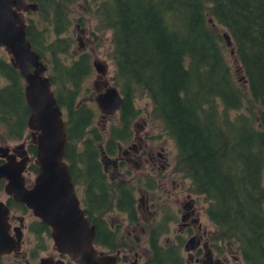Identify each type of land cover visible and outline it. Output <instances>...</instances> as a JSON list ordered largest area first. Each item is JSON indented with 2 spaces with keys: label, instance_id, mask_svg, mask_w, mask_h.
Returning <instances> with one entry per match:
<instances>
[{
  "label": "trees",
  "instance_id": "obj_1",
  "mask_svg": "<svg viewBox=\"0 0 264 264\" xmlns=\"http://www.w3.org/2000/svg\"><path fill=\"white\" fill-rule=\"evenodd\" d=\"M25 2L36 6L23 14L27 41L46 68L62 112L64 161L72 185L81 186L89 198L87 207L96 210L98 195L108 201L101 152L111 155L116 142L131 137L135 102L146 98L149 119L159 122L174 143L172 173L187 180V193L204 202L213 249L228 246L241 264H264V0ZM78 3L77 26L90 37L109 35L114 68L109 82L122 97L120 117L107 130L106 141L92 125L90 105L79 99L82 82L93 70L91 57L71 56V39L64 38ZM227 50L234 51L241 81L224 55ZM7 68L0 75L7 81L0 106L12 119L10 139L11 128L19 125V133L27 113L23 81ZM34 152L30 145L32 175L37 173ZM118 200L120 209L134 215L129 191L122 190ZM153 234L150 242L158 243L160 235Z\"/></svg>",
  "mask_w": 264,
  "mask_h": 264
},
{
  "label": "flooded vegetation",
  "instance_id": "obj_2",
  "mask_svg": "<svg viewBox=\"0 0 264 264\" xmlns=\"http://www.w3.org/2000/svg\"><path fill=\"white\" fill-rule=\"evenodd\" d=\"M0 51V75L1 71L8 70V66L16 71L11 65L12 60L10 55L6 53L3 47H0ZM0 79L4 81V84L0 86V89H2L7 84V81L1 76ZM23 89L24 81L22 84V99L27 114L24 117L19 133L17 131L19 125L16 128H11L13 136H10V139L8 138L7 126L9 125L8 122L12 119L10 118L8 121L5 109L2 105L0 106V139L4 137L6 140L7 138V142L5 144L0 142V146L7 148L9 154H13L16 159L28 154L27 149L30 145H33L30 136L32 132L26 128L28 109L25 104ZM120 110L116 113L118 118L120 117ZM118 118L115 120V125ZM134 127L135 124L132 122L131 137L125 141L116 142L111 155H107L103 151L101 152L100 162L103 165L102 170L107 177V184L110 185L109 203L101 195H98L99 198L94 203L96 210L93 211L92 207H87L89 198L85 195L83 188L73 185L84 218L94 228V238L97 240L98 238L95 236L100 237V240H98L100 244L98 241L95 242V239H93V243L95 242V244L92 243L97 253L99 255L114 256L115 264H150V262H152L151 264H210V259L211 264H241L239 256H231L228 247L224 246V249H220L219 251L213 249L214 245H211L208 240L206 241L208 233L205 230L201 232L202 234L198 233L200 225L198 224L197 214H195V205L188 194L185 196L188 199L187 202L182 204L183 215L179 217L180 224L177 229L183 231L188 227L190 229L191 227L193 229L196 228L194 235L192 234L189 237H197L199 246L186 251L184 243L189 237L184 241L179 236L175 238V242L171 241L170 243L165 241L159 243L160 237L165 233L161 231L160 227H163V223L161 222L167 216L160 221L158 226L149 228L155 221V217L153 216L154 211L151 210L154 206L150 204L149 206L141 207L143 211L141 215V212H138L137 209L142 199H138L137 201L133 199L131 184L134 182L137 185L136 192H144V187L141 186L142 180H146L151 185H154L162 176L168 180L171 179L173 182V179L179 177V174L172 173L173 164L170 168L168 163L165 162V150L161 146L156 148L151 146L153 139L150 136V131H147L149 129L147 122H143L142 126H139L140 129L135 132L133 130ZM26 131H28V134H25ZM104 137V141H106L107 133ZM19 141L21 143L16 144ZM2 163L3 160L0 159V165ZM129 172L134 174L130 175ZM163 173L167 175L165 176ZM30 174L27 165L26 171L22 175L26 188L31 187L36 176L33 174L34 176L31 177ZM4 183L3 180L0 181L2 192ZM79 190H82L81 198L78 197ZM122 190L131 193L133 208L135 209L134 215L128 214L127 208L120 209L118 195L120 196ZM0 202L8 208L6 220L9 229L8 235L13 241L16 240L17 236L19 237L18 248L14 252L11 251L10 253L0 255V264H74L66 256L61 257V255L56 253L49 238L48 227H43L42 223L39 220L37 221L27 209L16 207L17 205L23 206L22 204L12 202L11 198L6 195L5 199ZM147 230L149 236H147V244L143 248L140 247L138 239L135 236L136 233L139 235L145 234ZM187 232L191 234L189 229H187ZM153 233L160 235L158 243L152 244L150 242L151 237L154 235ZM45 239H49L51 251H55V254L53 253L55 258L53 255L49 256L46 254L48 250ZM208 239L210 240V235ZM155 248L160 249V251L156 252Z\"/></svg>",
  "mask_w": 264,
  "mask_h": 264
},
{
  "label": "water",
  "instance_id": "obj_3",
  "mask_svg": "<svg viewBox=\"0 0 264 264\" xmlns=\"http://www.w3.org/2000/svg\"><path fill=\"white\" fill-rule=\"evenodd\" d=\"M35 10L36 6L25 0H0V47L10 55L12 67L24 81L23 95L28 109L26 128L32 132L31 143L35 150L32 163L37 168L31 187L26 188L22 175L31 156L25 154L16 159L7 148L0 146L3 193L48 227L50 241L61 257L66 256L74 264H115L114 256L99 255L92 244L94 228L79 207L69 166L64 161L66 142L62 112L45 76L46 68L32 51L26 36L23 14ZM223 36L226 46L230 47L231 40L226 34ZM91 67L104 77L106 68L100 62L93 60ZM119 93L108 86L97 95L95 103L104 116L120 110L123 104ZM7 215L8 208L0 202V255L14 252L19 245L18 236L13 241L8 235ZM198 243V238L191 236L185 241L184 249H195Z\"/></svg>",
  "mask_w": 264,
  "mask_h": 264
},
{
  "label": "rangeland",
  "instance_id": "obj_4",
  "mask_svg": "<svg viewBox=\"0 0 264 264\" xmlns=\"http://www.w3.org/2000/svg\"><path fill=\"white\" fill-rule=\"evenodd\" d=\"M80 10H82L80 8V3L72 8L70 16V26L67 30V35H65L64 38L71 39L72 45L69 50L71 56L76 57L81 53H88L91 57V62L93 60H96L106 68L104 77L96 74L94 70H92V73L84 79V82H82L80 92L81 95L79 98L81 102L90 105L89 107L91 108L94 117L92 122L93 127L99 129V131L104 136H106L107 130L110 129L109 127L111 125H115V120L118 117L116 116V113L104 116V114L101 113L98 109V105H96L95 99L98 94L104 92L106 87L111 86L109 78L112 76L114 69L110 56L111 44L109 43L108 34H104L103 36L90 37V33L86 28L82 29L80 26H77V22H75V20L76 18H78ZM224 55L227 56L228 63H230L229 66L231 67L235 78L240 79V75L237 72L238 63L235 62L233 55H230L228 50ZM103 83H106L105 87H103ZM3 84L4 81L0 79V86H2ZM135 103V108L138 111V116H136V118L133 120V124H135V127L133 128L134 132L140 129L139 126H142L143 122H147V127L149 128L147 131H150V136H152L153 139V143L151 144V146H154V148L161 146L165 150V162H167L168 166H170L171 168L172 164L174 163V157L176 154L173 141L171 140V138L165 137V134L162 131L163 126H161L159 122H153L149 119L150 103L148 99H138ZM25 134H28V131H26ZM6 140L4 137H2L0 139V142L2 144H5L7 142ZM20 143V141L16 142V144ZM133 174L130 173V175ZM163 175L166 176L167 174L163 173ZM30 176L33 177L34 175L30 174ZM173 180L174 181L172 182L171 179L168 180L167 178L161 176L158 179V182L154 183V185H151L146 180H142L141 186L144 187V192H136L135 189L137 185L133 182L131 184L133 188V199H135V201H137L138 199H142L137 209L138 212L140 211L142 215L143 211L141 210V207H145L147 205L149 206L150 204L154 206L153 208H151V210L154 211L153 216L155 217V221L150 225L149 228L158 226L160 224V221L165 216H167L165 220L161 222L163 223V227H160L161 231L165 233H163L160 237L159 243H163L165 241L170 243L171 241L175 242V238L177 236L181 237V239L185 241L190 235H194L196 231V228L193 229L192 227L191 229L189 227L185 228L183 231L177 229L178 225L180 224L179 217L183 215L182 204L187 202L188 199H186L185 196L186 194H188L192 199L193 204L195 205V214H197V219L199 221L198 224L200 225V230L198 233L202 234L201 232L205 230V232L208 233L206 241L208 240L210 242L208 237L209 235L211 237L213 227L210 224V221H208L204 215L205 205L202 201V198L192 196L191 194L187 193V187H189L187 180L180 177H176ZM78 197H82V190L78 191ZM4 199L5 195L3 194V192H1L0 201H3ZM187 229L190 230L191 234H188ZM147 236H149L148 230L145 232V234L142 235L136 233L135 237L136 239H138L140 247L145 248L148 240ZM45 243L48 250L46 254H48L49 256H52L53 253L55 254V251H51V243L49 242V239H45ZM229 251L231 256H236V253L232 248L229 247ZM42 256L44 255L42 254Z\"/></svg>",
  "mask_w": 264,
  "mask_h": 264
}]
</instances>
